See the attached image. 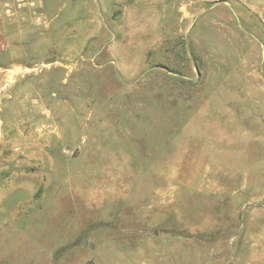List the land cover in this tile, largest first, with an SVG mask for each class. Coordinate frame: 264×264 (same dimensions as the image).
Listing matches in <instances>:
<instances>
[{"label":"rangeland","instance_id":"1","mask_svg":"<svg viewBox=\"0 0 264 264\" xmlns=\"http://www.w3.org/2000/svg\"><path fill=\"white\" fill-rule=\"evenodd\" d=\"M0 6V264H264V0Z\"/></svg>","mask_w":264,"mask_h":264},{"label":"crops","instance_id":"2","mask_svg":"<svg viewBox=\"0 0 264 264\" xmlns=\"http://www.w3.org/2000/svg\"><path fill=\"white\" fill-rule=\"evenodd\" d=\"M11 45L7 41V36H6V23H5V18L3 16V11L0 6V54L2 53H9L11 54ZM2 65H0V70L3 69Z\"/></svg>","mask_w":264,"mask_h":264}]
</instances>
